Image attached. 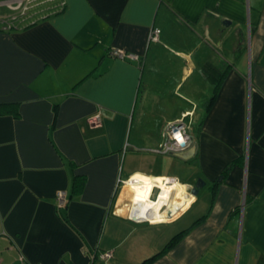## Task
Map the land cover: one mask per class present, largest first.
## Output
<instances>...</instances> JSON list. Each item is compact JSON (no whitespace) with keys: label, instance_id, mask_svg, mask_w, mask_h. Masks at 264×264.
<instances>
[{"label":"crops","instance_id":"0c3cea01","mask_svg":"<svg viewBox=\"0 0 264 264\" xmlns=\"http://www.w3.org/2000/svg\"><path fill=\"white\" fill-rule=\"evenodd\" d=\"M43 2L0 29V264H264V0Z\"/></svg>","mask_w":264,"mask_h":264},{"label":"built area","instance_id":"2783aa9c","mask_svg":"<svg viewBox=\"0 0 264 264\" xmlns=\"http://www.w3.org/2000/svg\"><path fill=\"white\" fill-rule=\"evenodd\" d=\"M34 6V0H7L0 2V10L6 9L9 12V16L5 18L0 17V29L8 30L14 26V23L17 21L26 20L27 17L32 16L30 8ZM35 22V21H34ZM32 22V23H34ZM20 23V22H19ZM160 31L155 29L150 35L151 41H157ZM110 56L121 60H134L137 61L138 57L134 54L126 53L122 50H111L108 52ZM88 125L98 126L100 125V116L96 115L87 120ZM186 127L183 123L177 122L170 124L164 134V141L161 147V152L164 154L178 153L186 148L188 143V137L186 135ZM170 183L172 179H168ZM131 182V179L128 180ZM127 182L124 183V185ZM169 185V184H167ZM155 189V186H152L151 192ZM56 201L58 208H62L66 202L65 192H58L56 195ZM166 213V211H164ZM165 215V214H164ZM112 257L111 253H102L99 255L101 260H107Z\"/></svg>","mask_w":264,"mask_h":264},{"label":"trees","instance_id":"16d2710c","mask_svg":"<svg viewBox=\"0 0 264 264\" xmlns=\"http://www.w3.org/2000/svg\"><path fill=\"white\" fill-rule=\"evenodd\" d=\"M219 73H220L221 77H223L222 72L220 71ZM5 115H10V116H13L14 118H18L20 115L19 103L1 102L0 103V117L5 116ZM84 182H85V180H84L83 176L76 175L74 177L70 197H74V196H76L82 192L83 187H84ZM164 251L159 253L158 255H155L153 258L145 260L143 262V264H148L153 259H155L157 256L164 253Z\"/></svg>","mask_w":264,"mask_h":264},{"label":"water","instance_id":"95a60500","mask_svg":"<svg viewBox=\"0 0 264 264\" xmlns=\"http://www.w3.org/2000/svg\"><path fill=\"white\" fill-rule=\"evenodd\" d=\"M205 184L206 183L202 179L196 180V182L193 184V186H191V188L189 190V194L192 197H196L199 194L200 190L205 186ZM179 210H181L180 207H178V208L177 207H172L171 210H169V211L165 210L166 211V220L172 219L179 212ZM142 213H143V216H141ZM151 213H153V209L148 208L145 212L143 210V212H141L140 216L136 215V214L135 215H130L129 220L131 222H134V223H149L150 220L145 218L144 214L145 215H150Z\"/></svg>","mask_w":264,"mask_h":264},{"label":"rangeland","instance_id":"374dc122","mask_svg":"<svg viewBox=\"0 0 264 264\" xmlns=\"http://www.w3.org/2000/svg\"><path fill=\"white\" fill-rule=\"evenodd\" d=\"M38 2L39 3H36V4L34 3L35 5L30 8V10H31L30 12H31L32 16L27 17L26 20H24V22H22L21 25L31 24L32 22L39 20L46 12H49L50 7L47 4V2H43V0H40ZM167 119H169V118H167ZM123 183H124V181H121L120 182L121 185L119 187H121Z\"/></svg>","mask_w":264,"mask_h":264},{"label":"bare ground","instance_id":"6f19581e","mask_svg":"<svg viewBox=\"0 0 264 264\" xmlns=\"http://www.w3.org/2000/svg\"><path fill=\"white\" fill-rule=\"evenodd\" d=\"M137 179V178H136ZM138 180L140 181V182H142V183H151V182H154V181H157V183L158 184H160V185H163V187H165L166 185H164L165 183H168L169 182V180H164V181H161L160 179V181L159 180H149V179H146V178H142V177H139L138 178ZM183 189V188H182ZM178 190V189H177ZM182 191V190H181ZM162 203H164V202H162ZM162 218V217H161ZM147 219H150L149 217H147Z\"/></svg>","mask_w":264,"mask_h":264}]
</instances>
